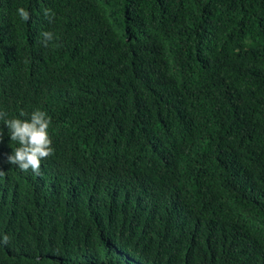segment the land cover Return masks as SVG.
<instances>
[{
    "label": "trees",
    "instance_id": "1",
    "mask_svg": "<svg viewBox=\"0 0 264 264\" xmlns=\"http://www.w3.org/2000/svg\"><path fill=\"white\" fill-rule=\"evenodd\" d=\"M36 109L0 264H264V0H0V112Z\"/></svg>",
    "mask_w": 264,
    "mask_h": 264
},
{
    "label": "clouds",
    "instance_id": "2",
    "mask_svg": "<svg viewBox=\"0 0 264 264\" xmlns=\"http://www.w3.org/2000/svg\"><path fill=\"white\" fill-rule=\"evenodd\" d=\"M17 14L23 21L31 19V13L24 7L17 9ZM43 14L49 23L55 18L52 10L45 8ZM42 46L47 47L54 40V33L51 31H43L40 33ZM6 113L0 112V121L7 126L11 142H15L11 154L7 156L8 163L17 166L21 171L40 175L41 162L54 153L52 139L48 129L52 123L51 118L46 112L36 109L31 112L29 118L21 119L17 117L6 118ZM26 113L20 112V117H25ZM3 138L2 130H0V139ZM0 171V175H3ZM9 237L4 235L2 242L7 244Z\"/></svg>",
    "mask_w": 264,
    "mask_h": 264
},
{
    "label": "bare ground",
    "instance_id": "3",
    "mask_svg": "<svg viewBox=\"0 0 264 264\" xmlns=\"http://www.w3.org/2000/svg\"><path fill=\"white\" fill-rule=\"evenodd\" d=\"M85 249V248H84Z\"/></svg>",
    "mask_w": 264,
    "mask_h": 264
}]
</instances>
